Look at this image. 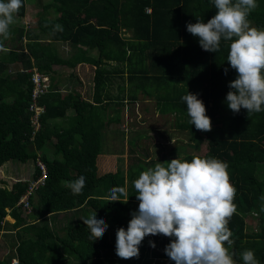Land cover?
<instances>
[{
    "label": "trees",
    "instance_id": "16d2710c",
    "mask_svg": "<svg viewBox=\"0 0 264 264\" xmlns=\"http://www.w3.org/2000/svg\"><path fill=\"white\" fill-rule=\"evenodd\" d=\"M32 2L44 5L37 29L49 43L40 42L33 30L24 25L19 28L11 25L7 40L0 37L7 48L6 52L0 51V168L10 161L24 164L40 158L46 165L47 176L31 199L30 214L17 205L28 182L16 181L10 188L0 186V234L6 216L14 220L12 228L17 229L14 257L0 260V264H11V258H16L17 264H60L68 257L82 264L92 261L99 264L101 251L110 250L115 254L116 242L107 240V232L93 243L88 240L89 232L83 222L62 227L61 236L54 235L46 224L38 226L37 222L47 216L89 208L96 212L97 219H105L108 231L125 225L130 214L137 211L130 205L137 200L135 197L126 210L114 208L124 203L105 199L111 188L121 187L122 180L113 160L115 155L122 154L115 153L113 157L102 154V130L111 121L94 124L90 119L94 104L104 102L100 94L108 72L101 68L103 62L126 64L134 78L140 73L146 84H150L144 91L145 96L157 95L156 104L161 113L165 109L188 121L182 96L189 92L203 101L212 130L201 132L187 122V141L194 154L180 159L191 162L199 156L227 163L230 182L236 189L237 206L227 225L233 241L229 252L236 264H243L240 254L253 250L259 264H264V212L260 211L264 207L261 200L264 196V111L248 115L245 109L238 114L228 109L225 103L230 91L228 85L237 76L227 63L230 42L221 40L218 52H206L199 46V38L186 29L187 24L197 20L207 23L216 14L213 0H22L18 18L25 16V4ZM256 2L258 7L248 20L256 28L264 29V0ZM56 25H61L63 31L55 30ZM122 31H129L131 37H122ZM58 41L96 49L98 57L64 60L54 50L53 44ZM77 62L95 66L93 103L84 101L78 93L56 100L59 95L51 88L44 97L38 98V104L45 109L40 118L41 129L31 141V71L35 69L49 77L53 66L74 68ZM136 66L140 69L135 70ZM225 69H228L227 75ZM136 102L137 98L133 97L130 105ZM143 106L146 108L147 104ZM68 110L73 116L66 126L58 128L56 121L65 119ZM143 112L149 115L150 111L146 108ZM52 138L56 139L54 143ZM48 147L52 148L51 153ZM140 147L143 150L144 145ZM203 150V154L199 153ZM131 152L136 161L132 167L138 163L153 165L148 160L151 151ZM106 158L113 166L100 168L104 172L96 176ZM173 159L165 160L162 156L159 162ZM39 174L34 166L32 178ZM81 175L86 177L85 187L81 194L73 195L65 182ZM253 211L258 215H252ZM250 216L256 219L257 227L247 232L246 219ZM155 238L166 239L159 235ZM142 242L139 257L126 264H151L145 261L148 239ZM158 257L169 259L164 251Z\"/></svg>",
    "mask_w": 264,
    "mask_h": 264
},
{
    "label": "clouds",
    "instance_id": "9594fccd",
    "mask_svg": "<svg viewBox=\"0 0 264 264\" xmlns=\"http://www.w3.org/2000/svg\"><path fill=\"white\" fill-rule=\"evenodd\" d=\"M213 3L216 14L207 23L197 20L187 24V32L199 38V46L210 53L220 50L221 40L230 42L227 63L237 76L228 85L225 103L234 114L241 109L248 115L260 113L264 111V30L250 27L248 20L258 4L256 0ZM22 6V0H0V37L4 40L9 38L10 26ZM55 30L63 28L56 25ZM0 51H7L3 41ZM227 72L225 69V75ZM181 99L187 106L189 124L201 132L211 131L203 101L189 92ZM227 169V163L219 159L196 156L191 162L180 158L158 162L140 172L132 181L138 210L131 213L127 230L121 227L116 231V256L122 260L138 258L142 241L159 235L170 239L164 253L174 264H236L229 252L233 241L227 227L237 210L236 189ZM85 182L81 175L65 184L73 195H79ZM122 198L128 202L125 187H113L105 197L111 203H124ZM260 211L264 212V207ZM251 214L258 215L255 211ZM82 221L93 243L103 238L109 227L104 218H96V212ZM150 246L156 247L151 242ZM240 255L243 264H259L253 250Z\"/></svg>",
    "mask_w": 264,
    "mask_h": 264
},
{
    "label": "crops",
    "instance_id": "0c3cea01",
    "mask_svg": "<svg viewBox=\"0 0 264 264\" xmlns=\"http://www.w3.org/2000/svg\"><path fill=\"white\" fill-rule=\"evenodd\" d=\"M25 5V16L20 19L16 15L14 23L12 25L18 28L24 25L26 29L30 28L31 30H33L34 36L39 38L40 42L49 43L47 37L37 29L38 19L40 13H42L40 12L41 6L44 5H30L31 10H36L39 8L40 13L35 14L37 19L34 18L32 22L30 21L29 25H26L25 23V18L29 17V5H27V3ZM47 17L50 18L49 15ZM53 45L56 54L64 60H74L78 57H80L81 59V56L91 59H96L98 57V52L96 49H88L81 45L72 46L68 42L64 41L55 42ZM81 51L85 52L82 53ZM100 66L102 69H105L108 72L106 78L107 82L102 93L100 94V100L104 102L94 104V110L89 112L91 113V122L94 124L103 123L104 121L108 120L111 121V125L109 127L106 126L105 129L102 130L103 151H115L118 147H112V145L108 141V133L112 135L111 139L116 140V136H118L117 134L119 132H123L122 129L124 128L123 133L125 138L130 132V128L128 127H130L132 123L137 124V131L141 133L145 132L143 124L149 123L145 130L149 131L148 134L154 137V139L150 145H147L146 149L150 150L156 147L161 149L159 151H176V147L167 145V142L169 139H175L174 136L176 134H179L178 130L175 128L174 125H182L180 137L185 140L186 135H188V131L186 128L188 121L181 115L175 114V112H166L165 109V113H161L159 111V106H157L156 104V101L158 99L157 95L154 94L151 97H146L144 94V91L148 90L150 84H146L144 79L140 77V73L137 75L136 78H134L135 76L128 73V68L126 64L117 65L114 62H103ZM137 69H140V67L137 68L136 66L135 70ZM94 70V65L84 62L78 63L74 68L59 65L53 66L49 77L51 79V88L54 90L55 94L59 95L58 97H56V100L59 98H63L69 93H78L81 99L88 103H93L92 101ZM133 97L137 98V102L135 105H130L131 99ZM144 104H147L146 108L150 111L149 115L148 113L144 114L143 112L144 109H146L143 106ZM144 115H148V117L146 118L147 120L144 118ZM72 116V111L68 110L66 118L63 120L56 121L55 124L58 128L64 127L68 124L69 119ZM151 123H153L154 126H151ZM118 125H120V127H118ZM107 128H110V131H107ZM104 131H106L107 133ZM166 134H168L169 138L165 142ZM162 140L163 142H161ZM51 141L54 143L56 139L52 138ZM112 148H114V150ZM48 149L50 153L51 151H53L50 147H48ZM175 156H178V154L176 153ZM172 158L173 157H169V159ZM109 161L110 160L106 158L103 161V165H107ZM2 167L0 168V186L2 187L4 186L6 188H10L11 185L16 181L29 182L32 179L33 173L29 175L27 179L24 175L20 174H18L17 176H13V174L11 175L10 172H5L4 168ZM13 223L14 220L10 216H6L4 218L3 231H1L0 234V260L5 259V253L8 251L9 246L8 241L12 238L15 239V232L17 229L12 228ZM12 249L14 251L13 246ZM12 261L17 260L14 258L12 259Z\"/></svg>",
    "mask_w": 264,
    "mask_h": 264
},
{
    "label": "rangeland",
    "instance_id": "374dc122",
    "mask_svg": "<svg viewBox=\"0 0 264 264\" xmlns=\"http://www.w3.org/2000/svg\"><path fill=\"white\" fill-rule=\"evenodd\" d=\"M35 2L29 3L27 5H29L28 7V15L29 17L25 18V23L26 25H29L30 21L32 22L35 19H37L36 17V13H40L39 12V8L38 9H30V5H35ZM250 27H254L256 28L252 22H250ZM258 29V28H257ZM260 30H264V29H260ZM122 37L124 38H130L131 34L129 31H122ZM151 126H154L153 123L150 124ZM175 128L178 130L179 134H176L174 136L175 139H169L167 142V145H171L176 147V151H159L161 149L159 148H154V149H144L147 148L148 142L149 144L152 143V140L154 139V137H152L150 134H148L149 131H146L145 128L147 127V125L144 123L143 127H144V133L138 132L137 131V124L136 123H132L129 129V134L127 137L124 138V128L122 129L123 132H119L116 136V140L115 139H111L112 135H110L108 133V138H109V142L110 144L113 146H118L116 148L115 151H103L102 148V154H104L105 156L108 157H113V155L116 154H122L121 156H117L115 155V159L113 160L115 163V167L117 168L118 172H119V177L122 180V184L121 187H125L127 192H128V202L126 203V201L122 198V202H124V205L122 207H115L117 210H126L127 207H129V202L132 200V198L135 197V195L137 194L132 186V181H134L135 179L138 178L140 172L146 170L149 167H154L155 163L159 162V157L164 156L165 160H168L169 157H173L174 159L176 158H182L184 156L187 155H191L194 154V151L192 150V147L188 145V135H186L185 140L182 139L180 137V131L182 130V125H174ZM118 127H120V125H118ZM105 128V127H103ZM107 131H110V128H107ZM106 132V131H104ZM177 132V133H178ZM107 133V132H106ZM104 135V133H103ZM165 142L166 140L169 138L168 134H166L165 136ZM163 142V140L161 141ZM164 144V143H163ZM141 145H144L143 150L141 149ZM166 145V146H167ZM170 146V147H171ZM158 147V146H157ZM121 148V149H120ZM167 148V147H166ZM114 150V148H112ZM178 150V151H177ZM131 151H151L150 153V158L148 160L153 161V165L150 166H145L144 164H140L138 163V165L136 166H131V165H135L136 161H135V157H134V153H132ZM205 151H200L199 153H204ZM176 153L178 154V156H175ZM176 158H175V157ZM34 163L32 161H27L26 163L22 164L19 162H15V161H10L8 163H6L2 168H4L5 172H10V174L13 176H17L18 174L20 175H24L25 178L28 179V176L31 175L34 171ZM99 166V164H98ZM111 166H113V163L111 161H109V163L107 165H101L98 167V171L96 173V176L100 175L101 173H103L104 171H101V169L104 168H110ZM23 170V171H22ZM109 172V171H108ZM8 175V176H11ZM138 204L139 201L136 200L134 203H131V207L135 208V210H138ZM93 212L88 208V209H84V208H80L77 209L74 212H69V213H65V214H57V215H51V216H47L44 219H42L41 221L37 222L38 226H42L44 224H46L48 226V228L50 229V231L52 233H54V235H59L61 236L63 234V232L60 230L62 227L66 226V225H76L79 224L81 222H83V219L88 218ZM131 218V214L128 217V219L126 220V224L125 225H119L118 228L116 229H109L107 232V240L109 241H115L116 242V231L117 229L123 227L125 228V230H127L128 227V223L130 221ZM246 224H247V229L245 231H250L253 229H256V219L252 218L251 216L248 217L246 219ZM148 239V242L145 243V261H150L151 264L156 263V264H174V262H172L170 259H164L160 256V254H163V251L165 249V246L168 245L171 241L169 238H166L164 240H157L155 238V236H148L146 237ZM150 242L154 243L156 245L155 248H152L150 246ZM8 251L5 253V259H9L10 256L14 257V251L12 249V246L15 244V239H10L8 241ZM144 244V242L141 243L140 246H142ZM1 245V243H0ZM140 246H139V250H140ZM115 258V259H114ZM16 259V258H15ZM113 260V262L111 263V261ZM130 260V259H129ZM10 263L12 264V258L10 259ZM97 261H99V264H126L128 260H122L120 258H118L116 256V254H114L113 252H111L110 250H103L101 251V255L100 257L97 259ZM60 264H82L80 263L78 260H76L74 257H68L67 260L65 262H61ZM88 264H93L92 262H89Z\"/></svg>",
    "mask_w": 264,
    "mask_h": 264
},
{
    "label": "built area",
    "instance_id": "2783aa9c",
    "mask_svg": "<svg viewBox=\"0 0 264 264\" xmlns=\"http://www.w3.org/2000/svg\"><path fill=\"white\" fill-rule=\"evenodd\" d=\"M150 10H148L149 12ZM31 82H32V101L29 105V111L32 113L30 117L31 134L30 139L33 141L36 134L41 129L40 118L44 113V107L38 104V98L44 97L51 89V82L48 76L40 74L37 70L31 71ZM36 168L40 171L37 178L31 179L28 182L25 192L21 195L17 205L20 206L26 214H30L32 210L31 199L35 195L37 189L44 185L47 176L46 165L37 158L35 161ZM12 264H17V261H12Z\"/></svg>",
    "mask_w": 264,
    "mask_h": 264
}]
</instances>
